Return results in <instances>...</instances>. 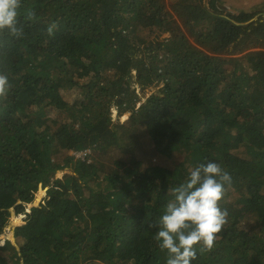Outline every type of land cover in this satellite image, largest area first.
<instances>
[{
    "label": "trees",
    "instance_id": "16d2710c",
    "mask_svg": "<svg viewBox=\"0 0 264 264\" xmlns=\"http://www.w3.org/2000/svg\"><path fill=\"white\" fill-rule=\"evenodd\" d=\"M249 1L113 0L102 13V0H23L24 36L0 34L11 84L0 97V236L13 209L51 187L0 264H166L152 225L170 189L207 162L231 174L228 223L192 264H264V0ZM119 37L158 52L131 76Z\"/></svg>",
    "mask_w": 264,
    "mask_h": 264
},
{
    "label": "clouds",
    "instance_id": "9594fccd",
    "mask_svg": "<svg viewBox=\"0 0 264 264\" xmlns=\"http://www.w3.org/2000/svg\"><path fill=\"white\" fill-rule=\"evenodd\" d=\"M22 3L23 0H0V34L7 33L16 39L24 36L20 12ZM35 20L36 13L27 9L23 21ZM56 28V23L50 24L48 35H54ZM10 88L8 76L0 73V97H7ZM87 153L91 154L90 151ZM83 155L86 154H75V157L80 159ZM231 181V174L221 164L207 162L191 168L187 179L170 189L173 199L152 225L158 229L155 239L159 248L167 252L166 264H192L198 251L203 254L215 248L218 234L228 223L229 213L221 208L220 202L224 199L226 185L230 186Z\"/></svg>",
    "mask_w": 264,
    "mask_h": 264
},
{
    "label": "rangeland",
    "instance_id": "374dc122",
    "mask_svg": "<svg viewBox=\"0 0 264 264\" xmlns=\"http://www.w3.org/2000/svg\"><path fill=\"white\" fill-rule=\"evenodd\" d=\"M240 1H241V3H243L245 6H247V5L249 4V2H250L249 0H240ZM252 1L256 2L257 4H259V3L262 2L261 0H258V1H257V0H252ZM102 2L104 3V0H102ZM109 3H110L111 6H112L113 1L110 0ZM255 21H257V22H259V23H260V22H263V21H264V17L259 18V19H256ZM244 28H245V27H244ZM244 28H243V32H244L243 35H245L246 37H249V36L251 35V33H250V35H246V33H245V31H244ZM246 28H247V27H246ZM127 42H128V40H127ZM127 42H126V44L124 45V47H123L122 49H126V51L130 54V50H131V48L128 47ZM150 44H153V46L157 48V42H156V41H154V42H152V43H150ZM150 44H149V45H150ZM145 47H146V46H145ZM121 51H122V50H121ZM122 52L124 53V51H122ZM128 59H129V58H128ZM149 61H150V60H149ZM149 61H146V63L149 62ZM129 68H130V66H129ZM128 72H129V71H128ZM136 72H137V69H135L134 71H131V73L129 72V75L134 76V75L136 74ZM129 87H130L131 89H137V91L140 92V91H139V90H140L139 87H137L136 85L129 84ZM127 120H128V116H125V117L122 119L121 122H125V121H127ZM76 156L79 157V155H76ZM178 158H179V157H178ZM72 174H73V166L70 165L66 170H64V171L58 173V175H57V179H63V178H65L66 176H71ZM50 187H51V186H48L46 189H42V188H40L39 192H38L37 195H36L35 202H34L33 204H31V205H28L27 208H26V211L23 212L22 214H20V215H16L14 209L11 211V220H10V223H9L8 227H7L6 229H4V232H3L2 236H0V246L3 245L4 242L8 240V238H7L8 235H12L11 240H12L13 244L16 246V248L18 249V243H17V240H16V238H15V231H16L17 228H19L20 226H23V225H24V221H25V219H27V217H28L29 215H31V214L28 213V212L30 211V208H29V207H31V206H33V205H36V208H33V209H39V208L42 207V205H43V200H44V198L46 197V195H47V191H48V189H49ZM42 190H44V192H45V193H44V196H43V198H42L40 201H38L39 194H40V192H41ZM18 221H20V223H19L18 225H16L15 223H18ZM64 258L66 259V257H64Z\"/></svg>",
    "mask_w": 264,
    "mask_h": 264
},
{
    "label": "bare ground",
    "instance_id": "6f19581e",
    "mask_svg": "<svg viewBox=\"0 0 264 264\" xmlns=\"http://www.w3.org/2000/svg\"><path fill=\"white\" fill-rule=\"evenodd\" d=\"M109 1L110 0H104L103 7H101V11H105L106 9L111 8V4L109 3ZM110 31L112 33L114 31V28L111 27ZM244 31L246 35H250L251 31L248 28L245 27ZM112 34L119 36L118 33H112ZM119 38H120L119 41L121 45L124 46L127 42V38H124V37H119ZM157 52L158 50L156 47L153 46V44H150L146 47H136V46L132 47L130 50V55H129V59L132 60L130 73L131 71L136 69V67H139L140 65H142L144 62L152 60L156 56ZM44 193H45L44 190L40 192L38 201H40L43 198ZM29 208H30V211L28 213L31 214L32 211L34 210L33 208H36V205H33ZM19 223L20 221H18V223H15V224L18 225ZM11 237L12 235L7 236L9 240H11Z\"/></svg>",
    "mask_w": 264,
    "mask_h": 264
},
{
    "label": "water",
    "instance_id": "95a60500",
    "mask_svg": "<svg viewBox=\"0 0 264 264\" xmlns=\"http://www.w3.org/2000/svg\"><path fill=\"white\" fill-rule=\"evenodd\" d=\"M113 8L111 7V8H109V9H106L105 11H110V10H112ZM105 11H101L102 13H104ZM248 28V27H247ZM249 29V28H248ZM111 30V27L109 28V31ZM250 30V29H249ZM111 32V31H110ZM112 33H118L117 32V30L114 28V31L112 32ZM251 33V32H250ZM122 51H124V54H125V56H127L128 58H129V53L126 51V49H122ZM130 62H131V64H130V68H129V72H130V70H131V65H132V60H130ZM146 62H144L142 65H144ZM142 65H140V66H142ZM139 66V67H140ZM139 67H136V69H138ZM135 70V69H134ZM133 70V71H134ZM65 259V258H64Z\"/></svg>",
    "mask_w": 264,
    "mask_h": 264
},
{
    "label": "built area",
    "instance_id": "2783aa9c",
    "mask_svg": "<svg viewBox=\"0 0 264 264\" xmlns=\"http://www.w3.org/2000/svg\"><path fill=\"white\" fill-rule=\"evenodd\" d=\"M78 157V156H77Z\"/></svg>",
    "mask_w": 264,
    "mask_h": 264
},
{
    "label": "flooded vegetation",
    "instance_id": "af4514ba",
    "mask_svg": "<svg viewBox=\"0 0 264 264\" xmlns=\"http://www.w3.org/2000/svg\"><path fill=\"white\" fill-rule=\"evenodd\" d=\"M264 22V21H263Z\"/></svg>",
    "mask_w": 264,
    "mask_h": 264
}]
</instances>
